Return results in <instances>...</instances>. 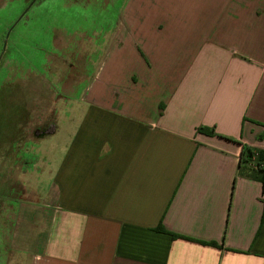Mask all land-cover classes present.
<instances>
[{"label":"crops","instance_id":"crops-1","mask_svg":"<svg viewBox=\"0 0 264 264\" xmlns=\"http://www.w3.org/2000/svg\"><path fill=\"white\" fill-rule=\"evenodd\" d=\"M104 36L78 94V53L46 64L83 109L67 114L49 195L2 210L21 225L0 257L264 264V186L237 173L242 144L264 151V0H124Z\"/></svg>","mask_w":264,"mask_h":264},{"label":"rangeland","instance_id":"rangeland-1","mask_svg":"<svg viewBox=\"0 0 264 264\" xmlns=\"http://www.w3.org/2000/svg\"><path fill=\"white\" fill-rule=\"evenodd\" d=\"M123 1L96 8L92 0H0L1 253L9 232L21 225L2 210L14 202L40 205L49 195L63 147L58 140L73 125L67 114L83 109L58 94L46 64L61 54L76 67L69 53H78L84 62L78 94L104 59L109 44L104 30Z\"/></svg>","mask_w":264,"mask_h":264},{"label":"trees","instance_id":"trees-1","mask_svg":"<svg viewBox=\"0 0 264 264\" xmlns=\"http://www.w3.org/2000/svg\"><path fill=\"white\" fill-rule=\"evenodd\" d=\"M200 130H202V128H200ZM237 173L239 176L260 182L262 186H264V151L242 144ZM263 218L264 209L262 219Z\"/></svg>","mask_w":264,"mask_h":264},{"label":"water","instance_id":"water-1","mask_svg":"<svg viewBox=\"0 0 264 264\" xmlns=\"http://www.w3.org/2000/svg\"><path fill=\"white\" fill-rule=\"evenodd\" d=\"M32 3H34V2L32 1Z\"/></svg>","mask_w":264,"mask_h":264}]
</instances>
